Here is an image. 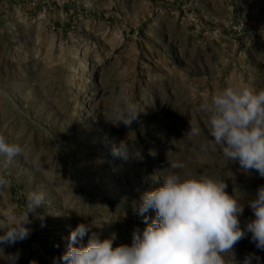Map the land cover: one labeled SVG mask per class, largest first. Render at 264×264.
Here are the masks:
<instances>
[{"label": "rangeland", "instance_id": "374dc122", "mask_svg": "<svg viewBox=\"0 0 264 264\" xmlns=\"http://www.w3.org/2000/svg\"><path fill=\"white\" fill-rule=\"evenodd\" d=\"M239 81L264 88V0H0V135L24 148L10 163L0 156V220L45 196L43 220L30 214V236L5 254L54 264L80 223L93 225L80 244L94 231L131 245L145 227L134 206L173 160L238 190L246 230L264 177L200 147L211 139L200 104ZM122 95L142 111L130 125L105 117ZM253 253L264 264L247 233L233 254L241 264Z\"/></svg>", "mask_w": 264, "mask_h": 264}, {"label": "clouds", "instance_id": "9594fccd", "mask_svg": "<svg viewBox=\"0 0 264 264\" xmlns=\"http://www.w3.org/2000/svg\"><path fill=\"white\" fill-rule=\"evenodd\" d=\"M200 111L206 115L211 137L201 144V149L218 146L227 160L238 162L245 172L255 170L264 177V88L255 89L243 81L228 83L205 99ZM112 112V117L105 116L109 122L130 125L142 111L129 96L122 95ZM190 125L188 134L199 136L200 129ZM23 152L22 145L0 135V156L7 162ZM149 155L156 153L150 150ZM168 163L174 171L163 176L161 186L142 193L134 206L145 227L134 230L131 245L114 246L116 233L101 238L94 231L86 245L80 244L93 227L80 223L70 231L66 250L58 260L54 259V264H238L233 249L247 233H251V242L264 250V186L246 202L255 218L245 230L239 220L245 203L233 194L238 190L229 194L222 179L204 174L189 176L182 173L186 167L183 162ZM7 183L0 175V189ZM44 200V193L32 192L24 211L9 212L0 220V257L12 258L8 264H14L19 254L6 255L4 247L30 236V214L43 220L37 209L44 206ZM149 210L155 212L154 218L147 215ZM229 253L231 258L226 259ZM253 260L260 264L254 253L246 255L241 264H252Z\"/></svg>", "mask_w": 264, "mask_h": 264}]
</instances>
